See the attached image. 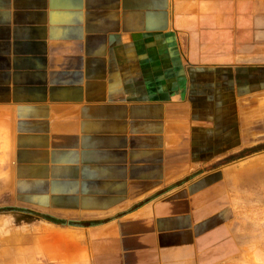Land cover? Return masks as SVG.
I'll return each instance as SVG.
<instances>
[{"label":"crops","instance_id":"crops-1","mask_svg":"<svg viewBox=\"0 0 264 264\" xmlns=\"http://www.w3.org/2000/svg\"><path fill=\"white\" fill-rule=\"evenodd\" d=\"M239 106L264 109V0H0V140L70 264L232 261L238 184L206 162Z\"/></svg>","mask_w":264,"mask_h":264},{"label":"rangeland","instance_id":"rangeland-1","mask_svg":"<svg viewBox=\"0 0 264 264\" xmlns=\"http://www.w3.org/2000/svg\"><path fill=\"white\" fill-rule=\"evenodd\" d=\"M234 113L242 130L239 128L237 141H231L232 149H223L221 157L207 158L206 162L207 166L209 162H221L228 180L238 184L235 225L238 254L224 264H264V109L239 106ZM6 144L9 142L0 140V264L80 262L78 258L74 260L75 255L72 259L68 256L69 241L63 240L67 236L47 230L39 223L47 221L46 216L28 217L37 213L32 214L22 205L27 199L15 188ZM234 151V155L226 154Z\"/></svg>","mask_w":264,"mask_h":264},{"label":"trees","instance_id":"trees-1","mask_svg":"<svg viewBox=\"0 0 264 264\" xmlns=\"http://www.w3.org/2000/svg\"><path fill=\"white\" fill-rule=\"evenodd\" d=\"M9 210V209H8ZM12 210V209H11ZM11 210H9V211H11ZM1 211V210H0ZM47 221H49V222H51V223H56V224H63V223H65V222H63V221H60V220H57V219H54V218H52V217H44Z\"/></svg>","mask_w":264,"mask_h":264}]
</instances>
